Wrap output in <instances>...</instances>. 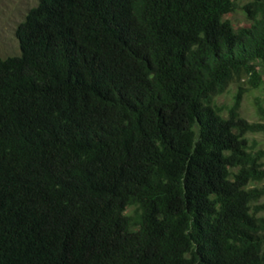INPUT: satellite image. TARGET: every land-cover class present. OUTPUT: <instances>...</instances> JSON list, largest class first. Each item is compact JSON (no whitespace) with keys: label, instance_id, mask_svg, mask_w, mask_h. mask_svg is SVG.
I'll return each instance as SVG.
<instances>
[{"label":"trees","instance_id":"16d2710c","mask_svg":"<svg viewBox=\"0 0 264 264\" xmlns=\"http://www.w3.org/2000/svg\"><path fill=\"white\" fill-rule=\"evenodd\" d=\"M15 36L0 264H264V122L239 113L264 0H37Z\"/></svg>","mask_w":264,"mask_h":264},{"label":"rangeland","instance_id":"374dc122","mask_svg":"<svg viewBox=\"0 0 264 264\" xmlns=\"http://www.w3.org/2000/svg\"><path fill=\"white\" fill-rule=\"evenodd\" d=\"M240 5L245 0H236ZM37 0H0V56L15 55L19 53V44L15 36L17 24L24 18L25 14L32 6L36 5ZM234 25H243L247 19L240 8L227 14ZM235 91V83H229L222 93L216 96L220 105H229L232 99V93ZM258 104L264 106V81L257 88H251L241 96L239 113L249 121L264 122V116L258 111ZM250 140L256 141L257 147L264 150V132L248 134ZM264 160V157H263ZM255 185H264V179L256 182ZM264 203V195L259 199ZM259 215L264 216V209Z\"/></svg>","mask_w":264,"mask_h":264}]
</instances>
